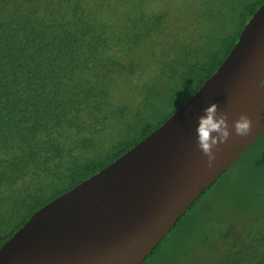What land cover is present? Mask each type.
Instances as JSON below:
<instances>
[{
  "label": "trees",
  "instance_id": "16d2710c",
  "mask_svg": "<svg viewBox=\"0 0 264 264\" xmlns=\"http://www.w3.org/2000/svg\"><path fill=\"white\" fill-rule=\"evenodd\" d=\"M263 2L0 0V247L186 103ZM256 144L264 217V133ZM217 264H264V227Z\"/></svg>",
  "mask_w": 264,
  "mask_h": 264
},
{
  "label": "water",
  "instance_id": "95a60500",
  "mask_svg": "<svg viewBox=\"0 0 264 264\" xmlns=\"http://www.w3.org/2000/svg\"><path fill=\"white\" fill-rule=\"evenodd\" d=\"M253 132L197 147L211 104ZM264 133V2L199 90L162 125L96 174L35 211L0 247V264H142L192 204Z\"/></svg>",
  "mask_w": 264,
  "mask_h": 264
},
{
  "label": "rangeland",
  "instance_id": "374dc122",
  "mask_svg": "<svg viewBox=\"0 0 264 264\" xmlns=\"http://www.w3.org/2000/svg\"><path fill=\"white\" fill-rule=\"evenodd\" d=\"M151 4L149 8L155 7L153 1ZM194 33L203 37L198 27ZM257 150L256 144L206 190L145 264H217L233 242L264 227L263 215L253 210L257 189L251 180L257 173L251 175L254 169L249 158H256Z\"/></svg>",
  "mask_w": 264,
  "mask_h": 264
},
{
  "label": "clouds",
  "instance_id": "9594fccd",
  "mask_svg": "<svg viewBox=\"0 0 264 264\" xmlns=\"http://www.w3.org/2000/svg\"><path fill=\"white\" fill-rule=\"evenodd\" d=\"M218 68H219V66H218ZM217 69L215 70V72L217 71ZM214 73H212V74H214ZM230 129H234L235 134L237 136H240L242 138L243 137H247V136L251 135V133L253 132L252 119L247 114H241L239 119L233 121L232 124L230 125L229 122H228V114L223 112V111H221L220 108H219V105H217L215 103L211 104L210 106H207L203 110V114L198 117V122H197V127H196L197 147L199 148L201 153L204 156L207 157V165H208L209 168L213 167V165H214V162L216 160V152L219 150V145L224 144V143H226L228 141V139H229V137L231 135V130ZM225 173H223L221 175V177ZM219 179L217 181H219ZM207 190H209V189H207ZM175 226L171 229V231L175 228Z\"/></svg>",
  "mask_w": 264,
  "mask_h": 264
}]
</instances>
